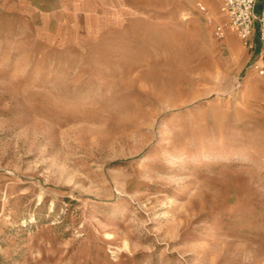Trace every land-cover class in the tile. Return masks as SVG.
<instances>
[{
  "label": "rangeland",
  "instance_id": "obj_1",
  "mask_svg": "<svg viewBox=\"0 0 264 264\" xmlns=\"http://www.w3.org/2000/svg\"><path fill=\"white\" fill-rule=\"evenodd\" d=\"M56 7L0 0V264H264L241 40L194 0Z\"/></svg>",
  "mask_w": 264,
  "mask_h": 264
},
{
  "label": "built area",
  "instance_id": "obj_2",
  "mask_svg": "<svg viewBox=\"0 0 264 264\" xmlns=\"http://www.w3.org/2000/svg\"><path fill=\"white\" fill-rule=\"evenodd\" d=\"M213 2L215 0H208ZM219 17L215 16L206 0H196L195 6L213 37L221 41L227 32H234L250 50L256 45L253 35L256 32L259 42L257 57L251 60L249 68L264 76V7L259 14L255 12L258 0H218ZM222 18V20H219Z\"/></svg>",
  "mask_w": 264,
  "mask_h": 264
},
{
  "label": "crops",
  "instance_id": "obj_3",
  "mask_svg": "<svg viewBox=\"0 0 264 264\" xmlns=\"http://www.w3.org/2000/svg\"><path fill=\"white\" fill-rule=\"evenodd\" d=\"M110 1H112V0H56L57 7L55 8V12H56V14L61 15L62 17L68 18V19L75 17V16L78 17V15H80L81 13L84 14L85 18L94 19L95 14H97V12L93 11V8L91 7V5L94 3L97 5L106 4ZM194 2H196V0H194ZM206 2L210 6L213 14L215 16L219 17V10H218L219 2H218V0H215L213 2H209L208 0H206ZM263 7H264V0H258V2L256 3V6H255L256 14H259ZM219 20H222V18H219ZM230 33H234V32L228 31L225 38H227L228 35H230ZM253 40H254L255 45H256V47L253 51L248 49L242 43L246 47V49L249 53L250 60H253L257 57L258 50H259V42H258V36H257L256 32L253 35ZM228 41H229V44L232 47H234L236 41L232 35L229 36ZM263 77L264 76H260L258 78V80L260 81V82L258 81V83H261L264 87V78Z\"/></svg>",
  "mask_w": 264,
  "mask_h": 264
},
{
  "label": "bare ground",
  "instance_id": "obj_4",
  "mask_svg": "<svg viewBox=\"0 0 264 264\" xmlns=\"http://www.w3.org/2000/svg\"><path fill=\"white\" fill-rule=\"evenodd\" d=\"M237 48V47H236ZM234 49V48H233ZM257 76V75H256ZM257 78H258V76H257ZM264 78V77H263ZM254 80V79H253ZM255 81V80H254ZM259 81V80H258ZM260 82V81H259ZM257 83V82H256ZM261 84V83H260ZM258 85V84H257ZM261 87V86H260ZM264 88V87H263Z\"/></svg>",
  "mask_w": 264,
  "mask_h": 264
}]
</instances>
